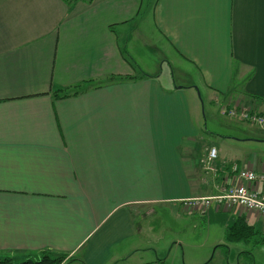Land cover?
I'll return each mask as SVG.
<instances>
[{"label":"crops","instance_id":"1","mask_svg":"<svg viewBox=\"0 0 264 264\" xmlns=\"http://www.w3.org/2000/svg\"><path fill=\"white\" fill-rule=\"evenodd\" d=\"M153 45L162 65H144ZM201 103L238 128L223 109L264 113V0H0V258L131 264L159 208L264 232L258 211L196 204L234 164L264 172L219 153L206 170Z\"/></svg>","mask_w":264,"mask_h":264},{"label":"rangeland","instance_id":"2","mask_svg":"<svg viewBox=\"0 0 264 264\" xmlns=\"http://www.w3.org/2000/svg\"><path fill=\"white\" fill-rule=\"evenodd\" d=\"M148 1L145 0V5ZM144 34L150 41H156L151 31L145 30ZM152 49L151 52L145 53L144 65L156 66L157 62L160 64L163 62L160 51L156 50L160 49V46L153 45ZM223 110L226 112L228 108ZM224 115L230 117L227 113ZM201 116L208 143L214 145L220 157L227 155L231 160H246L250 163L264 161V136L261 133H255L251 127L249 129L248 125L242 124L239 125L242 127L238 128L232 123L229 124L231 120L218 117L207 103L205 107L201 105ZM237 139L244 140L237 142ZM213 205L220 207L215 202ZM159 209V219L157 215H152L140 223L143 228L142 241L144 243L151 241L153 246L150 247H154L155 250L141 251L131 264H140V260L143 264H264L263 246L253 248L247 244H232L227 241L225 242L228 244L225 246L221 244L225 243L223 238L225 233L218 227H210L203 218L194 223V220L187 221V218L192 219L191 216H186V219L182 220L173 217L162 208ZM150 224L154 226H152L153 230L155 229L152 233L147 228ZM240 251H249L253 255L252 257L246 254L241 255Z\"/></svg>","mask_w":264,"mask_h":264},{"label":"built area","instance_id":"3","mask_svg":"<svg viewBox=\"0 0 264 264\" xmlns=\"http://www.w3.org/2000/svg\"><path fill=\"white\" fill-rule=\"evenodd\" d=\"M232 118H236L248 125L258 127L264 131V113L251 110L232 108L223 111ZM217 149L210 148L205 165L206 170L217 172L213 161L217 158ZM230 173L226 175L227 184L222 188V193L215 197L204 198L196 201V204L208 207L212 202L234 207H243L264 214V172L239 169L237 164L231 166Z\"/></svg>","mask_w":264,"mask_h":264},{"label":"trees","instance_id":"4","mask_svg":"<svg viewBox=\"0 0 264 264\" xmlns=\"http://www.w3.org/2000/svg\"><path fill=\"white\" fill-rule=\"evenodd\" d=\"M78 0H65L68 4H72ZM89 1V0H88ZM123 54L126 55V51L123 50ZM126 57V56H125ZM126 59V58H125ZM127 62L135 69L134 62L126 59ZM129 60V61H128ZM117 78L111 76L106 80L96 81L91 80L88 82H84L78 86H76L73 90H70L63 97L77 95L81 92H84L90 88L101 86L102 84H107L113 82ZM55 96H57L55 94ZM226 240L228 243L232 244H247L252 246L253 248L258 246L264 247V232L257 227L248 223L247 219L243 216L234 219L231 224L227 227L225 231ZM253 255L252 252L244 251L241 255ZM253 259V258H252ZM67 260V256H55L51 252H42L36 258L28 257L27 259L17 262L9 257L0 258V264H63ZM72 261V260H70Z\"/></svg>","mask_w":264,"mask_h":264}]
</instances>
